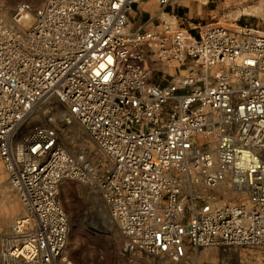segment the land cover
Instances as JSON below:
<instances>
[{
    "label": "built area",
    "instance_id": "built-area-1",
    "mask_svg": "<svg viewBox=\"0 0 264 264\" xmlns=\"http://www.w3.org/2000/svg\"><path fill=\"white\" fill-rule=\"evenodd\" d=\"M143 1L172 0H47L0 14V159L26 208L0 264L66 262L60 189L71 180L98 184L131 254L182 264L206 248L264 250V38L209 27L196 41L167 23L130 34ZM59 109L104 173L60 145Z\"/></svg>",
    "mask_w": 264,
    "mask_h": 264
},
{
    "label": "rangeland",
    "instance_id": "rangeland-1",
    "mask_svg": "<svg viewBox=\"0 0 264 264\" xmlns=\"http://www.w3.org/2000/svg\"><path fill=\"white\" fill-rule=\"evenodd\" d=\"M47 0H1L5 13L0 14L5 18L11 17L13 8L18 3H30L36 7L43 5ZM260 0H172L167 6H160L155 1H143L136 5L129 15L127 32L132 34L142 29H153L166 24L163 14L173 18L175 23L168 22L172 32H180L193 40L199 41L209 27H222L234 24L243 30L241 35H248L250 31L264 33V11L248 15L240 12L234 19H227L232 11L244 10L256 5ZM165 22V23H164ZM227 27V26H225ZM224 27V28H225ZM228 30V29H227ZM230 32H232L230 30ZM233 33V32H232ZM234 34V33H233ZM237 35V34H236ZM239 36V35H237ZM166 75L174 74L173 70L158 68ZM170 77L160 73L153 78L156 83H168ZM65 110H58L57 124L60 141L68 138L70 144L62 146L70 156L84 154L88 161L97 166L102 174L108 169L107 163L90 136L72 120L67 123ZM42 124H47L45 121ZM65 127V128H64ZM92 143H91V142ZM93 145H91L90 143ZM73 143V144H72ZM0 243L9 235L17 220L26 215V208L18 193L8 187L9 177L4 170L0 159ZM3 184V185H2ZM7 184V185H5ZM3 187V188H2ZM7 189V190H5ZM227 190V189H226ZM221 195L223 192L217 191ZM96 196L106 207L109 219L114 226H108L103 221L93 219V208ZM224 196V195H223ZM221 198H224V197ZM229 202L240 200L233 194H226ZM60 203L68 215L69 236L64 257L66 262L61 264H170L166 259H159L143 254H131L126 250V238L119 229L117 222L111 216L109 206L104 201L98 184L90 185L71 180L61 186ZM13 218L10 223L7 221ZM5 219L6 224L3 223ZM6 227H1L2 225ZM210 252L206 260H200L202 253ZM211 250V251H210ZM182 264H264V250L260 248L217 249L206 248L196 254H189L186 262Z\"/></svg>",
    "mask_w": 264,
    "mask_h": 264
},
{
    "label": "bare ground",
    "instance_id": "bare-ground-1",
    "mask_svg": "<svg viewBox=\"0 0 264 264\" xmlns=\"http://www.w3.org/2000/svg\"><path fill=\"white\" fill-rule=\"evenodd\" d=\"M201 2H204L205 0H200ZM0 11H1V13L2 14H4L5 13V7L4 6H2L1 5V3H0ZM259 11H264V0H260L256 5H254V6H251V7H249V8H247V9H244V10H235V11H232V13L228 16V17H226L228 20L229 19H234V18H236L238 15H239V13L240 12H243V13H246V14H248V15H251V14H253V13H258ZM163 18H164V20L166 21V23H168V22H170V23H175L174 21V19L173 18H170V17H167V16H165L164 14H163ZM169 24V23H168ZM218 26H220L221 28H224L225 26H227V27H225L224 29H228L229 31L231 30L234 34H237V35H241L242 33H243V30L240 28V27H238V26H236V25H234V24H226L225 26H221V25H219L218 24ZM248 34H250V35H253V36H255V37H262V38H264V33L263 32H255V31H250ZM59 116V114L57 113V116H56V118ZM56 121H57V119H56ZM71 123H68V125H65L66 127H68L69 125H70ZM65 128V127H64ZM66 137V136H65ZM62 138L61 139V141H60V145L62 146V144L61 143H63L66 147H68V145L70 144V141L68 140V138ZM91 140V139H90ZM91 142V141H90ZM89 142V143H90ZM92 143V142H91ZM90 143V144H91ZM73 144V143H72ZM93 145H94V143H92ZM91 144V145H92ZM92 145V146H93ZM63 147V146H62ZM63 149H64V147H63ZM65 150V149H64ZM66 151V150H65ZM67 152V151H66ZM1 182V181H0ZM88 184H90V185H93L92 183H88ZM3 185V184H2ZM5 185H7V184H5ZM8 187L9 188H11V190H14L13 188H12V186L10 185V183H9V185H8ZM3 188V187H2ZM5 190H7V189H5ZM95 201H96V206H94V208H93V212L92 213H94L92 216H93V219H95V220H98V221H103V223H105V224H107L108 226H114L113 225V223H112V221L109 219V217H108V214H107V210H106V207L104 206V204L96 197V196H93L92 197ZM13 218L11 217V218H9V219H7V221L10 223V221H13L12 220ZM0 222H1V220H0ZM3 223L4 224H6V222H5V219H4V221H3ZM3 224V225H4ZM1 225H2V223H1ZM1 226V227H6V226ZM211 251V250H210ZM209 256H210V252L209 251H205L204 253H202V255H201V257H200V260H206V259H208L209 258ZM211 257V256H210ZM210 259V258H209Z\"/></svg>",
    "mask_w": 264,
    "mask_h": 264
}]
</instances>
